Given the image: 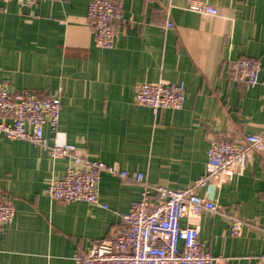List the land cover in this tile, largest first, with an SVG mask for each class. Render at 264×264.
Returning a JSON list of instances; mask_svg holds the SVG:
<instances>
[{"label":"crops","instance_id":"crops-1","mask_svg":"<svg viewBox=\"0 0 264 264\" xmlns=\"http://www.w3.org/2000/svg\"><path fill=\"white\" fill-rule=\"evenodd\" d=\"M90 1L28 7L0 0V87L60 94L58 129L45 127L51 145L140 172L151 187L182 190L205 173L213 140L264 130V0H115L123 20L111 50L93 43ZM192 2L217 15L190 10ZM246 57L262 62L255 87L228 69ZM160 81L184 83L183 109L154 115L135 103L139 84ZM69 162L0 135V198L16 210L0 228V264H74V254L108 238L140 198V185L104 172L99 199L106 208L52 201L47 185ZM197 192L226 210L181 220L199 228L209 252L223 260L215 264H264V153H252L243 175ZM234 212L244 223L230 236Z\"/></svg>","mask_w":264,"mask_h":264},{"label":"built area","instance_id":"built-area-1","mask_svg":"<svg viewBox=\"0 0 264 264\" xmlns=\"http://www.w3.org/2000/svg\"><path fill=\"white\" fill-rule=\"evenodd\" d=\"M13 0H3L9 3ZM34 7L47 0H19ZM189 9L204 16L217 15V9L201 2H192ZM87 18L92 25L93 43L101 50L114 49L123 20L115 0H91ZM167 27L173 28L172 22ZM228 69L235 81L255 87L260 83L262 62L256 57L232 61ZM60 94L43 96L31 90L11 91L0 87V135L8 140L28 141L40 147L50 158H70L62 178L49 181L46 194L62 203L84 202L103 206L99 199L101 174L106 172L121 180H132L141 186L140 198L123 215L105 240L88 250L74 254V264H215V258L200 238L193 224L181 226L182 219L196 220L202 213H225L216 201L198 195V190L223 179L243 175L252 153H264V130L245 135L239 141L221 137L211 142L205 173L193 185L182 190L164 186L151 187L142 173H129L117 166L90 161L69 147L51 145L45 127L56 132L60 120ZM186 100L184 83L160 81L137 86L135 103L151 109L154 115L162 110H181ZM106 208V206H103ZM14 203L0 198V228L11 224L15 217ZM244 221L234 212L229 217L230 236H236ZM264 260V257L262 258Z\"/></svg>","mask_w":264,"mask_h":264}]
</instances>
